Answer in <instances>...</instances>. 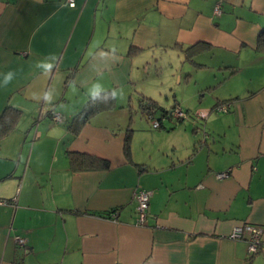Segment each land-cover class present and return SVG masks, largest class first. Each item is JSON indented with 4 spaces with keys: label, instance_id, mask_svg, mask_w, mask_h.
Here are the masks:
<instances>
[{
    "label": "crops",
    "instance_id": "1",
    "mask_svg": "<svg viewBox=\"0 0 264 264\" xmlns=\"http://www.w3.org/2000/svg\"><path fill=\"white\" fill-rule=\"evenodd\" d=\"M65 1L0 0V114L21 111L0 138V264H264V234L252 257L247 234L229 237L264 227V0ZM105 91L111 110L67 126ZM140 96L230 109L198 119L187 107L152 129L133 123ZM69 151L109 168L74 172ZM139 190L151 192L141 225Z\"/></svg>",
    "mask_w": 264,
    "mask_h": 264
},
{
    "label": "trees",
    "instance_id": "2",
    "mask_svg": "<svg viewBox=\"0 0 264 264\" xmlns=\"http://www.w3.org/2000/svg\"><path fill=\"white\" fill-rule=\"evenodd\" d=\"M258 46L264 49V34L260 36L258 40ZM134 51L135 50L130 49L128 54L132 55ZM113 107L114 96L111 91H105L94 94L88 98L85 105L79 110V112L75 116H73L67 126L69 128L74 126L72 130L77 131L79 126L86 120H88L90 117L94 116L95 114H98L99 112L110 110ZM139 109L141 111V115H144L145 118L149 112H152L153 115L159 116L158 119H161L166 116L170 110L161 108L154 100L142 96H140L139 98ZM20 115L21 111L15 107L6 106L4 108V110L0 114V138L7 136L13 130ZM130 140L131 129L128 128L123 142V153L128 160L130 159ZM67 157L69 160V166L74 172L99 169L106 170L109 168L108 161L88 153L69 151L67 152ZM258 252L259 250L250 256L252 257Z\"/></svg>",
    "mask_w": 264,
    "mask_h": 264
},
{
    "label": "built area",
    "instance_id": "3",
    "mask_svg": "<svg viewBox=\"0 0 264 264\" xmlns=\"http://www.w3.org/2000/svg\"><path fill=\"white\" fill-rule=\"evenodd\" d=\"M75 2V0H66L65 3L68 5H71ZM215 13H219V8L216 6ZM230 109V104L228 102L218 104L216 107L212 108L211 110H205L198 111L194 114V117L196 118H205L209 112L216 111L220 113H227ZM187 114L180 109L179 106H174L171 108L166 116H164L161 119L156 118L155 115L152 114V112H149L146 116L148 123L150 124V127L152 129H159L161 127V120L165 118H171L174 120H181L183 119ZM53 119L55 121H60L59 116H54ZM228 172L219 173L217 174L218 178H224L228 176ZM151 195V192L146 190H139L136 194V223L137 224H144L147 218V208H148V201L149 197ZM8 204L7 201L0 200V205ZM247 234V238L245 241L248 244V254L252 255L256 253L261 245V237L262 234H264V227L262 226H255L247 223H242L238 226H236L232 233L230 234L231 239H243V235ZM14 241L17 246H23L26 243V240L22 238L21 236L15 235Z\"/></svg>",
    "mask_w": 264,
    "mask_h": 264
},
{
    "label": "rangeland",
    "instance_id": "4",
    "mask_svg": "<svg viewBox=\"0 0 264 264\" xmlns=\"http://www.w3.org/2000/svg\"><path fill=\"white\" fill-rule=\"evenodd\" d=\"M177 66H178V64H176ZM214 72L212 71L211 73L210 72H206V71H199V70H196V71H194V72H191V74H192V76L194 77L193 79H195L196 81H198L199 83L200 82H203L204 83V85H206V84H208V83H210L211 81H213L212 80V77H213V74ZM220 76L221 75H218V73H217V77L218 78H220ZM168 78V79H171V77H170V72L169 71H165V73L163 74V78ZM166 78V79H167ZM179 88H181V87H179ZM183 88V87H182ZM193 89H196L197 90V88H195L194 86H192V85H189L188 86V88H183V90L182 89H177V92L175 91V93H177V94H175V96H177L178 95V97H180L181 95H186V96H191V94H192V90ZM217 90H219V92H223V89L222 88H219V87H216L215 89H213V90H211V91H205L204 93H206L207 95L208 94H214V92H216ZM198 94V93H197ZM167 97V98H166ZM173 95L172 94H166L165 92H163V95H162V101H164V105L167 107V108H170L172 105H173ZM189 98V97H188ZM188 98H187V101L185 102L186 104L185 105H192V103H198L199 101H197V99L198 98H194V100H192V99H189L188 100ZM203 100V102H204V98L202 99ZM202 102V103H203ZM185 105H182V111H184L183 109H186L187 107L190 109V114H192L193 116H194V114L196 113V112H198V111H200V110H202V109H197L196 107L197 106H195L194 108H190L189 106H185ZM111 110V109H110ZM140 109H139V107H137V102H136V100L134 99V101H133V106H132V109H130L129 111H130V113H131V115H132V119L134 120V122L133 123H135V124H138L139 122H142L143 124H147L148 123V121L146 120V118H145V116L144 115H141L139 112ZM206 110H208V109H206ZM139 111V112H138ZM185 112V111H184ZM211 112H213V111H211ZM186 113V112H185ZM186 114H188V113H186ZM146 120V121H145ZM170 120H174V119H171L170 118ZM163 122H164V124L167 126V125H169V123H170V121L168 120V118H165V119H163ZM133 123H132V128L134 129V126L135 125H133ZM150 125V124H149ZM149 130H151V129H149Z\"/></svg>",
    "mask_w": 264,
    "mask_h": 264
}]
</instances>
